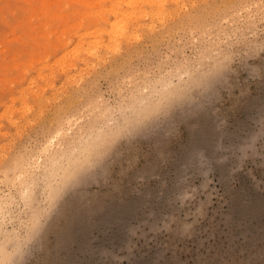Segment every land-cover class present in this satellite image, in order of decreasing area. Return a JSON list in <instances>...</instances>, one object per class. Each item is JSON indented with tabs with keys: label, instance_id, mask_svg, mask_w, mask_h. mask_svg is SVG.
<instances>
[{
	"label": "rangeland",
	"instance_id": "obj_1",
	"mask_svg": "<svg viewBox=\"0 0 264 264\" xmlns=\"http://www.w3.org/2000/svg\"><path fill=\"white\" fill-rule=\"evenodd\" d=\"M164 1L0 0V264H264V0Z\"/></svg>",
	"mask_w": 264,
	"mask_h": 264
},
{
	"label": "bare ground",
	"instance_id": "obj_2",
	"mask_svg": "<svg viewBox=\"0 0 264 264\" xmlns=\"http://www.w3.org/2000/svg\"><path fill=\"white\" fill-rule=\"evenodd\" d=\"M121 1V0H120ZM126 1V10L120 11L119 8H117V6L115 5V8L112 10L111 8V12L113 11L114 14V20H112L111 25H112V33L114 34H123V32L125 33V31L128 30V22L130 21V19L136 17V16H143L142 13L144 11L149 12L147 9L142 8V2L143 0H125ZM144 4L146 5H155L158 7V10H156V13L158 14H164L165 11V1L164 0H144ZM116 2V1H114ZM117 3V2H116ZM116 3H112L111 7H114V4ZM141 3V5H140ZM123 6V5H122ZM110 7V6H109ZM120 7V6H119ZM125 7V6H123ZM145 7V6H144ZM147 8V7H146ZM156 8V7H155ZM122 9V8H121ZM124 9V8H123ZM153 9V8H152ZM108 10V9H107ZM150 10V9H149ZM154 10V9H153ZM155 11V10H154ZM87 11H84V13ZM104 14V13H103ZM167 14V13H166ZM146 15V14H145ZM163 16V15H161ZM139 21V20H138ZM109 22V21H108ZM151 22V21H150ZM138 23V22H137ZM136 26V25H135ZM133 27V26H132ZM157 27V26H156ZM103 28V27H102ZM106 30V27H105ZM111 30V29H110ZM143 30V29H142ZM106 32V31H105ZM128 33V32H126ZM93 34V33H91ZM81 35V34H80ZM129 35V34H128ZM127 35V36H128ZM98 36V35H97ZM132 36V33H131ZM136 36V35H135ZM116 37V36H115ZM133 37V36H132ZM101 38V37H100ZM99 38V39H100ZM113 38V37H112ZM123 38V37H122ZM98 39V41H99ZM118 39V38H117ZM111 40V39H110ZM113 40V39H112ZM97 41V40H95ZM97 41V42H98ZM94 42V40H93ZM90 43V41H89ZM88 43V45L90 46V44ZM98 44V43H97ZM94 46V45H93ZM110 46V45H109ZM94 48V47H93ZM77 49V48H76ZM76 51V50H75ZM93 52V51H92ZM94 53V52H93ZM98 53V52H97ZM75 54V53H74ZM76 55V54H75ZM172 88V87H171ZM177 88H175L176 90ZM68 104V103H67ZM146 111V110H144ZM97 117V116H96ZM52 118V117H51ZM51 129V128H50ZM74 135V134H73ZM108 137V136H107ZM53 141V140H52ZM62 145V144H61ZM79 157V156H78ZM82 157V156H81ZM67 168V167H66ZM21 188V187H20ZM4 258V257H3ZM1 260V259H0ZM4 260V259H3ZM3 262V261H2Z\"/></svg>",
	"mask_w": 264,
	"mask_h": 264
},
{
	"label": "snow or ice",
	"instance_id": "obj_3",
	"mask_svg": "<svg viewBox=\"0 0 264 264\" xmlns=\"http://www.w3.org/2000/svg\"><path fill=\"white\" fill-rule=\"evenodd\" d=\"M78 182H80V179L79 178H74L73 180H72V183L73 184H75V183H78ZM65 187L64 186H61L60 188H58L57 190H56V193L53 195V197H52V201H53V204L51 205L52 207H54L55 206V201L60 197V196H62L63 195V193L65 192Z\"/></svg>",
	"mask_w": 264,
	"mask_h": 264
}]
</instances>
